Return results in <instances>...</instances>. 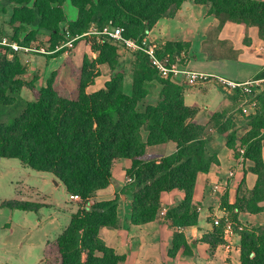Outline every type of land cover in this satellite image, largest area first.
Segmentation results:
<instances>
[{
	"label": "trees",
	"instance_id": "1",
	"mask_svg": "<svg viewBox=\"0 0 264 264\" xmlns=\"http://www.w3.org/2000/svg\"><path fill=\"white\" fill-rule=\"evenodd\" d=\"M67 1L78 10L77 20L68 24L71 37H88L93 25L101 30L111 23L123 27L126 38L142 40L160 19L173 18L186 0H4L0 7L4 3L12 5L11 22L15 26L49 31L54 48L56 40L64 42L61 24L67 22L63 8ZM195 5L209 8L207 17L212 18L217 34L232 22L247 29L256 27L264 41V0H195ZM18 34L15 31L14 40H18ZM99 38L101 44L93 46L97 54L94 62L107 65L111 78L104 89L94 93L87 89L100 74L89 73L88 64H83L81 73L75 72V91L61 87L54 74L46 87H28L33 100H22L25 85L15 82V77L25 74L19 72L18 60L4 58L0 62V117L10 107H22L18 116L13 113L5 123L0 122V160L17 159L34 171L53 174L70 195L83 203L72 215L68 228L46 245L44 264L125 263L126 257L100 238L103 228L122 227L117 201L96 200L97 192L111 184L117 160L131 161L127 176L133 179L129 187L133 193L132 224L147 226L159 221L163 210L161 194L180 190L184 200L164 216L177 229L198 225V206L193 203L197 176L208 173L218 163L216 157H207L206 128L195 122L196 110L185 105L183 86L171 78H161L147 55L138 52L134 55L132 92L126 94L119 47L110 38ZM187 47L168 42L159 56L176 61ZM234 53L231 57L211 55L209 59H235ZM155 81L162 88L157 103L151 104L147 98ZM260 101L261 110L250 119L251 130L240 138L258 180L248 196L239 197L233 207H227L235 222L236 211H263L259 204L264 202V94ZM221 117L212 116L213 120ZM232 126L228 120L220 132ZM236 136L235 132L228 134L230 147L235 146ZM168 142L177 144L173 155L152 157L147 153V147ZM41 207L29 201L10 200L3 202L0 210L37 212ZM242 229L237 231L241 237V264H264V228ZM223 233V227H216L214 234L203 241L215 247L222 242ZM182 250L187 252L188 245L183 233L177 232L168 255L174 258Z\"/></svg>",
	"mask_w": 264,
	"mask_h": 264
},
{
	"label": "crops",
	"instance_id": "2",
	"mask_svg": "<svg viewBox=\"0 0 264 264\" xmlns=\"http://www.w3.org/2000/svg\"><path fill=\"white\" fill-rule=\"evenodd\" d=\"M64 5L66 23L76 21L78 10L70 1ZM199 8L201 7L195 5V0H186L173 18L159 20L149 32L147 39L158 42L160 51L165 49L168 42L187 45L188 47L180 55L182 62L179 65L183 70L207 73L234 81L264 78L261 77L264 71V41L259 37L258 29L256 27L247 29L232 22L226 23L217 34V40L229 42L237 57L235 59H209L201 45L202 34L208 26L215 28V25L212 18L207 17V10L203 12ZM29 56L39 55H25V57ZM93 57L96 59L97 54L94 53ZM50 58L52 67L56 57ZM102 66L109 70L107 79L104 83L98 82L101 78L100 74L93 85L88 87V93L104 89L105 84L110 80L109 67ZM29 67L33 68L34 64H30ZM125 78L124 92L130 95L132 72ZM174 80L183 86L185 105L196 110L195 122L206 128L207 157H216L218 160V163L214 164L208 173H200L197 176L193 203L198 206V225L177 229L164 219L168 210L175 208L185 198L184 192L173 190L161 194L164 215H161L159 221L147 226H134L131 218L133 193L129 188V177L127 176L131 161L120 159L113 165L111 184L97 192L96 200L117 201L122 227L120 229L103 228L100 231V238L116 253L126 257L124 264H241L239 233L235 232L231 236L223 233L222 242L215 247L203 241V238L214 234L216 229L213 225L214 218L222 215L225 212L223 210L233 217L227 207H233L239 197H244L246 194L248 196L257 184L258 177L252 172L253 163L246 156V147L242 146L240 138L251 130L250 126L242 123V120L256 117L260 110L255 112L252 107L244 105L245 96L239 93L229 95L216 83L208 82L192 86L186 82L182 74L176 76ZM46 85L47 80L45 83L36 82L34 84L37 89L46 87ZM161 88L162 86L157 81L152 83V92L147 98L149 103H157ZM23 93L26 96L23 97L25 100H33L28 87L23 88ZM260 104L261 101L258 100V105ZM213 115L223 117L213 120ZM228 120H232L236 125L221 133L220 128ZM233 132L236 133L237 139L235 146L230 147L228 134ZM147 137V133L144 132V140H147ZM241 148L245 150L244 159L240 154ZM176 152L177 144L174 142L147 147V153L152 157H167ZM262 158L264 160V147ZM11 170H21L35 183L21 192L13 186V181H11L10 186L15 189L14 195L7 196V187L2 190L1 179L4 171L8 178L6 173H11ZM216 184L223 185V190L219 194L220 205L212 193V187ZM10 200L29 201L42 207L37 212L0 210V264H44L46 245L55 241L68 228L72 215L81 208L80 199L70 195L53 174L34 171L17 159H1L0 206L3 202ZM259 206L263 208V211L258 213L236 211L234 215H236L237 224L241 228H264V202ZM177 232L183 233L189 250L179 251L174 258H171L168 253L172 249L174 235Z\"/></svg>",
	"mask_w": 264,
	"mask_h": 264
},
{
	"label": "rangeland",
	"instance_id": "3",
	"mask_svg": "<svg viewBox=\"0 0 264 264\" xmlns=\"http://www.w3.org/2000/svg\"><path fill=\"white\" fill-rule=\"evenodd\" d=\"M0 1L4 2V0H0ZM199 10L203 12H205L206 10L208 11L207 8H202V7L199 8ZM13 12H14L13 7L10 4L4 3V5L0 7V37H8L14 40L15 31H18L19 32L18 40H14V41H16L19 45L33 46L38 49L44 47L46 51L50 50L51 48L54 49L56 46H61L65 42H69L73 38L71 37V35H69V33H67L68 24L63 23L61 24V28H62L61 36H63L64 42L63 41L58 42V40H56V45L53 48L54 40L52 39V36L49 33V31L48 32L46 30L41 31L35 27H27V26L21 27L19 25L15 26L11 22L13 17ZM207 20L209 21L210 19ZM202 38L203 39L201 41V45L204 47L206 46L205 53L208 56L223 55L226 57H231L235 55L234 51L232 50L233 47L229 42H221L217 40V32L214 26H208L207 29L203 32ZM98 44H101V38H99V36L97 35L94 36L90 34L88 37L77 39L76 41H71V46H67L63 50H60L54 53L53 55H42L36 53L37 55L43 57H39V56L25 57V55L20 53H16L13 54L12 56H8L6 55L7 53L0 51V62H2L4 58H7V60L11 62H13L14 60H18L20 64L19 72L24 73L25 75L20 74L19 76L15 77V82H18L20 85L21 83H23L25 87L34 85L36 82L38 84L41 82L45 83L46 80L48 82L51 78L54 79V74H57L59 81L58 83H60L61 87L65 86L68 91H73V90L75 91L78 86L77 80L74 77L75 72L80 74L83 69V64H88L89 73L95 74L96 71H98L99 74H101V78L98 79V82L104 83L105 80L107 79V76L109 75L108 68L103 67L102 65H96L94 62L93 46H97ZM126 52L127 51L121 50V48L119 47L120 68L123 69L124 74L127 76V75H131L133 65L135 62L134 55H136L138 52L129 51L130 52L129 54H127ZM52 56L56 57V60L54 61L51 67L50 57ZM180 62H182V59ZM32 63L34 64V67L30 68L29 66L30 64L32 65ZM263 73L264 71L262 72V74ZM263 94L264 92L261 93L260 95L262 96ZM20 95H21L20 97L21 99L23 97H26L25 94L23 93V90L21 91ZM258 100L260 102V97H258ZM257 108L260 109H256V110H261V104L258 105ZM21 111H22L21 106L20 107L17 106L16 109L13 107L8 108L7 110L4 111L2 117H0V122L5 123L10 114L14 113L15 116H18L21 113ZM250 119L251 118L245 120L243 119L242 123H244L246 126H250L249 125ZM231 123H233L232 120ZM10 172L11 173H6V175H8L7 178L5 176V171H4L3 177L1 179V188L3 190L4 188L7 187L6 190L7 196L12 194L14 195L15 189L10 186L11 181H13V186L21 192L27 190L29 186L35 183L33 179L26 177L21 170H11ZM81 204H83L82 201ZM234 217H230L231 221L234 223V230L236 232L237 231L242 232L243 229H241L240 228L241 226L237 224V222H235ZM218 228H221V226H219ZM245 228L251 229V227H245Z\"/></svg>",
	"mask_w": 264,
	"mask_h": 264
},
{
	"label": "built area",
	"instance_id": "4",
	"mask_svg": "<svg viewBox=\"0 0 264 264\" xmlns=\"http://www.w3.org/2000/svg\"><path fill=\"white\" fill-rule=\"evenodd\" d=\"M124 28L123 27H115L111 23L105 26L103 29L99 30L96 25L91 27L90 33L92 35H99L106 38H110L113 43L121 48L124 51L130 52H142L150 60L153 68L158 72L159 76L163 79H175L176 76L182 74L186 78V82L192 86H198L201 84H205L208 82L216 83L221 89H223L229 95L242 94L245 96L244 105H248L253 108L256 112L258 107V97L261 93L264 92V78L248 80V81H234L231 79L223 78L220 76H212L207 73L196 72L191 70H183L180 68V61H171L170 59H162L159 56L160 45L156 41H151L147 39V36L142 40H134L131 38H126L124 36ZM69 33V31H67ZM70 35V33H69ZM79 38V37H78ZM78 38H72L69 42H65L61 46H56L54 49H50L46 51L43 48H35L33 46H21L16 41L12 40L8 37H0V50L1 52L7 53L8 56H12L13 54L20 53L23 55L28 54H54L61 49L71 46V41H75ZM240 154L245 155L244 148L240 149ZM232 176V174H231ZM133 181L132 178H128V182L131 183ZM223 190V185L216 184L212 187V193L215 196V200L220 205L221 198L220 193ZM75 197V196H74ZM78 198V197H76ZM79 199V198H78ZM222 215L216 216L213 220V225L215 227H223L224 234L227 236H231L236 231L234 230V223L230 219V215L226 210H223ZM161 215H164V212H161ZM241 228V227H240ZM242 229V228H241Z\"/></svg>",
	"mask_w": 264,
	"mask_h": 264
}]
</instances>
